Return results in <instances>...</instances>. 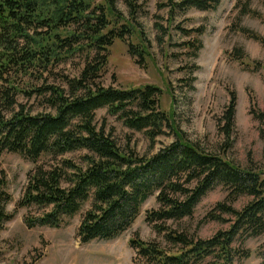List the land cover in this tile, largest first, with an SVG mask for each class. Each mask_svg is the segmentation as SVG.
Returning a JSON list of instances; mask_svg holds the SVG:
<instances>
[{"label":"trees","instance_id":"trees-1","mask_svg":"<svg viewBox=\"0 0 264 264\" xmlns=\"http://www.w3.org/2000/svg\"><path fill=\"white\" fill-rule=\"evenodd\" d=\"M107 1L98 5L95 0H0V80L6 72L58 64L87 46L94 50L79 76L64 78L68 90L54 85L39 89L50 94L47 102L55 113L31 114L22 109L6 117L0 112V152H16L34 163L44 155L58 159L68 152H86L84 165L60 159L32 169L21 205L51 209L26 222L30 226H60L64 217L77 214L92 200L78 228L81 242L114 239L132 226L144 203L156 196L158 207L147 210L146 221L158 233L165 232L176 248L132 237L129 243L138 264H198L208 258H216L215 264H244L252 253L240 246L264 234V176L183 139L150 156L123 151L112 132L96 125V110L104 107L130 129L144 130L151 138L169 125V116L159 108L161 91L157 86L123 89L100 81L108 64L109 46L131 32L126 24L109 27L118 0ZM125 2L134 13L137 0ZM220 4L221 0H168L166 5L184 12L192 7L217 10ZM242 10L253 12L247 4ZM239 30L264 43L253 30ZM202 46L200 41L197 51ZM129 52L141 53L133 47ZM234 56L242 61L246 55L238 48ZM17 94L12 84L0 90V99L13 106ZM236 107L233 93L224 115L229 132L236 126ZM255 118L264 125V112H257ZM218 186L224 187L227 197L204 219L228 221V228L209 238H197L167 224L191 217L202 199ZM241 197L250 200L237 208L234 203ZM7 199L8 194L0 189V231L12 216L6 211ZM223 214L230 218L224 219ZM258 252L260 264H264V243Z\"/></svg>","mask_w":264,"mask_h":264},{"label":"rangeland","instance_id":"rangeland-1","mask_svg":"<svg viewBox=\"0 0 264 264\" xmlns=\"http://www.w3.org/2000/svg\"><path fill=\"white\" fill-rule=\"evenodd\" d=\"M95 3L106 5L108 1ZM167 3L168 0H137L132 13L125 0L116 1L109 27L126 24L131 32L109 46L108 64L100 81L105 86L123 89L157 86L161 91L159 108L169 116V125L151 138L144 130L130 129L118 115L109 114L106 107L96 110V125L112 132L123 151L150 156L183 139L206 153L264 176V125L255 118L257 112H264V43L239 30L246 27L264 38V0H221L217 10L192 7L184 12L171 10ZM244 4L253 12L244 13ZM200 41L203 46L197 51ZM130 47L141 53L132 55ZM238 48L246 55L242 61L234 56ZM93 54L94 50L87 46L58 64L6 72L0 80V90L13 84L18 92L14 96L17 103L9 106L0 99V112L6 117L22 109L31 114L55 113L47 102L50 94L41 93V88L54 85L68 90L64 78L79 76L86 59ZM233 93L237 96L236 126L229 132L224 115ZM85 153L68 152L58 159L44 155L34 163L16 152H0V189L8 194L5 207L12 215L0 231V264H138L129 243L135 236L156 240L168 249L176 248L167 241L165 232L158 233L146 221L147 210L158 207L156 196L144 203L132 226L114 239L81 242L78 228L92 200L77 214L64 217L60 226H30L26 222L27 218L35 219L51 209L21 205L32 169L60 159L84 165ZM226 197L227 191L218 186L202 199L191 217L167 224L190 236L209 238L229 227L228 221L204 219ZM249 200L241 197L234 206L241 208ZM223 217L230 218L229 214ZM263 243L264 234L249 238L240 246L252 253L243 260L244 264H260L258 251ZM215 259L198 264H215Z\"/></svg>","mask_w":264,"mask_h":264}]
</instances>
